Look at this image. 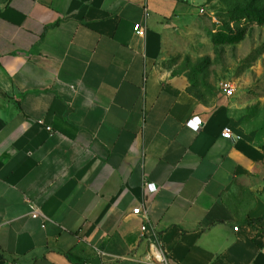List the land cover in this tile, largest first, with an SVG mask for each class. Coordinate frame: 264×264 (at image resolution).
Instances as JSON below:
<instances>
[{"label": "crops", "instance_id": "obj_1", "mask_svg": "<svg viewBox=\"0 0 264 264\" xmlns=\"http://www.w3.org/2000/svg\"><path fill=\"white\" fill-rule=\"evenodd\" d=\"M191 1L0 0V264H264V150L158 60Z\"/></svg>", "mask_w": 264, "mask_h": 264}, {"label": "rangeland", "instance_id": "obj_2", "mask_svg": "<svg viewBox=\"0 0 264 264\" xmlns=\"http://www.w3.org/2000/svg\"><path fill=\"white\" fill-rule=\"evenodd\" d=\"M158 57L200 102L222 104L228 126L264 150V0H192ZM222 80L234 85L231 97L219 91Z\"/></svg>", "mask_w": 264, "mask_h": 264}, {"label": "built area", "instance_id": "obj_3", "mask_svg": "<svg viewBox=\"0 0 264 264\" xmlns=\"http://www.w3.org/2000/svg\"><path fill=\"white\" fill-rule=\"evenodd\" d=\"M136 34L138 36H143L144 35V31H137ZM218 89L221 92V94L224 97H231L233 95V93L235 92V88L234 85H232L231 82L227 81V80H222L218 83ZM49 130V128L47 129ZM221 136L225 139H239L238 136H234V134L232 133L230 127H224L221 133ZM145 188L149 191H154L155 187L153 184L151 183H145L144 184ZM28 201V200H27ZM28 203L31 206V212H30V217L32 219H37L38 217H41L38 208L31 202L28 201ZM132 214L134 215H141L142 212L140 211L139 208H136L132 211ZM141 232L143 233V237L146 236L145 233L147 232V230H150L149 226L147 224H144L141 226L140 228ZM148 241L152 242V246L157 247V253L153 258V261H149L148 264H171V261L169 260V258L166 256V254L164 253V251H162L160 249V241L158 240L157 235L151 231V233L146 236Z\"/></svg>", "mask_w": 264, "mask_h": 264}]
</instances>
